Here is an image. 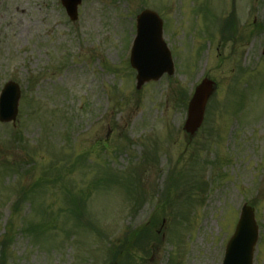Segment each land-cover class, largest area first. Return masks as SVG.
I'll return each instance as SVG.
<instances>
[{
	"label": "rangeland",
	"instance_id": "374dc122",
	"mask_svg": "<svg viewBox=\"0 0 264 264\" xmlns=\"http://www.w3.org/2000/svg\"><path fill=\"white\" fill-rule=\"evenodd\" d=\"M171 1L85 0L72 23L60 0H0V90L21 92L0 124V264H222L244 204L264 264V0H229L226 41L221 2ZM143 9L167 22L175 73L136 90ZM203 78L216 89L190 140L180 97ZM149 215L153 236L125 247Z\"/></svg>",
	"mask_w": 264,
	"mask_h": 264
},
{
	"label": "water",
	"instance_id": "95a60500",
	"mask_svg": "<svg viewBox=\"0 0 264 264\" xmlns=\"http://www.w3.org/2000/svg\"><path fill=\"white\" fill-rule=\"evenodd\" d=\"M81 1L62 0V5L65 7L71 20L76 19L77 6ZM156 20L157 17L151 12H143L137 19L138 38L132 52L131 63L138 72V89L145 82L158 80L164 73H168L169 75L172 73L170 55L160 41L159 33L156 35V28L153 26ZM151 34L154 43L146 41ZM142 46L145 47V52H142ZM137 55H139V58L136 60ZM210 92V83L202 82L196 87L188 104L184 130L190 135H193L202 123L205 104ZM19 97L18 86L12 82L7 83L0 95L1 123L15 121ZM256 240L257 229L254 225L252 210L244 206L241 210L235 233L226 247L223 264H252L253 248Z\"/></svg>",
	"mask_w": 264,
	"mask_h": 264
},
{
	"label": "trees",
	"instance_id": "16d2710c",
	"mask_svg": "<svg viewBox=\"0 0 264 264\" xmlns=\"http://www.w3.org/2000/svg\"><path fill=\"white\" fill-rule=\"evenodd\" d=\"M21 200H18L17 202H15L12 206V208L14 207V210L17 211L18 210V205L20 204ZM83 203H84V197L83 196H80L79 198H77V201H73V210L72 212L76 211L77 209H79L81 206H83ZM154 217L151 218V220L146 224L144 225L143 227H141L139 230L131 233L129 236L126 237V244L124 245L125 247H132L133 245H135L137 243V240L141 237V236H153V233H151V224H152V221H153ZM34 226L31 225V227L28 228V230H32L33 233V238H35V240L38 238V234H39V231H37L36 235L34 234V231H36L35 229H33Z\"/></svg>",
	"mask_w": 264,
	"mask_h": 264
},
{
	"label": "flooded vegetation",
	"instance_id": "af4514ba",
	"mask_svg": "<svg viewBox=\"0 0 264 264\" xmlns=\"http://www.w3.org/2000/svg\"><path fill=\"white\" fill-rule=\"evenodd\" d=\"M204 0H192L191 2L193 3V4H195L194 6H196V4H198V5H200L202 2H203ZM208 1H210L211 3H213L214 4V2L216 3V4H218L219 5V2H221V6H222V11H223V14H225L227 11H228V8H229V0H208ZM232 4H233V2H232ZM227 15V14H226ZM225 15V16H226Z\"/></svg>",
	"mask_w": 264,
	"mask_h": 264
}]
</instances>
